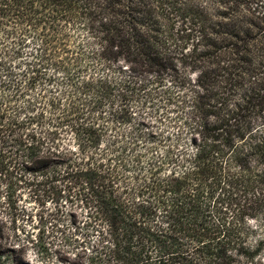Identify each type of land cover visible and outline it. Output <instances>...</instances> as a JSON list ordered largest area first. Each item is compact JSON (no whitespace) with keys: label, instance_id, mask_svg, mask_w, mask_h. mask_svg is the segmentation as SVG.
Listing matches in <instances>:
<instances>
[{"label":"trees","instance_id":"obj_1","mask_svg":"<svg viewBox=\"0 0 264 264\" xmlns=\"http://www.w3.org/2000/svg\"><path fill=\"white\" fill-rule=\"evenodd\" d=\"M79 32L86 41L75 42ZM121 61L129 68L119 82L90 73ZM147 73L151 82H134ZM163 76L179 93L164 89L159 103L175 118L188 113L191 149L153 131L147 114L118 132L134 116L130 104L143 98L139 108L153 109L143 91ZM9 88V99L0 95V170L11 144L22 168L50 176L58 200H80L88 264L258 261L264 0H0V90ZM164 111L155 120L171 117ZM55 125L74 146L58 145Z\"/></svg>","mask_w":264,"mask_h":264},{"label":"rangeland","instance_id":"obj_2","mask_svg":"<svg viewBox=\"0 0 264 264\" xmlns=\"http://www.w3.org/2000/svg\"><path fill=\"white\" fill-rule=\"evenodd\" d=\"M75 37V42L87 40L82 32H79V35L75 34ZM170 51L173 52L174 49H170ZM176 59L173 64H180L181 62ZM118 67L124 70V73H121L122 71L120 72ZM128 68V64L121 61L119 65L100 68L98 71L94 70L90 73L106 75L111 80L119 82L128 76ZM184 72L187 73L188 68H185ZM153 76L151 73L142 74L135 77L134 82L137 84L144 81L151 82ZM192 78L194 79V75ZM164 89H168L173 96L179 93L168 76H163V81L158 85L149 83L143 92L150 91L154 95L155 103L151 106L153 109L139 108L143 98L130 104V110L134 116L122 124L118 132L123 135L128 134L129 130L137 123L140 113L147 114L144 118L154 123L152 124L153 131L169 136L173 141L177 140L179 147L191 149L193 147V143L190 141L191 127L194 123L185 120L188 113L185 117L175 118V111L172 107L166 108L159 103L162 102V100L159 101V98ZM1 90L0 95L5 100L12 96L10 88ZM21 103L18 104L21 105ZM114 109L116 108L114 107ZM152 110H154V114H150ZM164 110L171 117L164 116L162 119L164 122L155 120L158 119V112H165ZM103 111L102 117L106 120L109 109ZM23 115L21 114V117ZM212 119L207 118V127L214 125ZM44 125L46 127V124ZM32 128L38 131L36 124L28 127L29 130ZM49 129L55 132L54 138L58 145L74 146L72 132L65 126L49 127ZM147 131H150V128L144 131L145 134ZM111 134L108 133V135ZM193 139L198 143L201 137L196 134ZM143 145L142 142L138 147L141 152L144 149ZM10 147L11 144L7 145L4 148L5 154L2 155L7 171L5 167L0 170V264H88L90 254L85 249L88 248L90 251L91 247L87 243L88 230L82 227L86 221V209L83 204L74 195L67 198V195L64 194L63 198L58 200L56 195L52 194L54 182L51 181L50 176L48 174L41 176L42 170L37 166L25 167L23 165L26 169L22 168L23 154L11 158L10 153L14 151V148L12 151ZM91 239L90 243L93 244ZM255 264H264V251Z\"/></svg>","mask_w":264,"mask_h":264}]
</instances>
